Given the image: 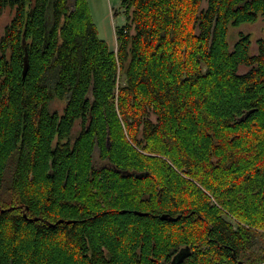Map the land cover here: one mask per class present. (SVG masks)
Instances as JSON below:
<instances>
[{
	"label": "trees",
	"instance_id": "1",
	"mask_svg": "<svg viewBox=\"0 0 264 264\" xmlns=\"http://www.w3.org/2000/svg\"><path fill=\"white\" fill-rule=\"evenodd\" d=\"M119 8L0 0V264L264 262V0Z\"/></svg>",
	"mask_w": 264,
	"mask_h": 264
},
{
	"label": "rangeland",
	"instance_id": "2",
	"mask_svg": "<svg viewBox=\"0 0 264 264\" xmlns=\"http://www.w3.org/2000/svg\"><path fill=\"white\" fill-rule=\"evenodd\" d=\"M72 1V0H69ZM92 20L96 26L98 37L105 41L108 48L115 49V29L124 24L122 9L119 8V0H87ZM0 19V37L5 25L11 18V12H5ZM239 34L249 36L251 41L250 54L256 50V42L264 40V16H260L254 23L242 24L238 27H229L227 41L233 46ZM63 102L54 101L52 109L61 112Z\"/></svg>",
	"mask_w": 264,
	"mask_h": 264
},
{
	"label": "water",
	"instance_id": "3",
	"mask_svg": "<svg viewBox=\"0 0 264 264\" xmlns=\"http://www.w3.org/2000/svg\"><path fill=\"white\" fill-rule=\"evenodd\" d=\"M27 69H28V63H27V61H25L24 67H23V70H22V76L25 75ZM166 218H167V216H163V219H166Z\"/></svg>",
	"mask_w": 264,
	"mask_h": 264
},
{
	"label": "crops",
	"instance_id": "4",
	"mask_svg": "<svg viewBox=\"0 0 264 264\" xmlns=\"http://www.w3.org/2000/svg\"><path fill=\"white\" fill-rule=\"evenodd\" d=\"M110 49V48H109ZM115 49H116V47H115ZM115 49H110V50H115Z\"/></svg>",
	"mask_w": 264,
	"mask_h": 264
},
{
	"label": "built area",
	"instance_id": "5",
	"mask_svg": "<svg viewBox=\"0 0 264 264\" xmlns=\"http://www.w3.org/2000/svg\"><path fill=\"white\" fill-rule=\"evenodd\" d=\"M260 264H264V262L260 263Z\"/></svg>",
	"mask_w": 264,
	"mask_h": 264
},
{
	"label": "bare ground",
	"instance_id": "6",
	"mask_svg": "<svg viewBox=\"0 0 264 264\" xmlns=\"http://www.w3.org/2000/svg\"><path fill=\"white\" fill-rule=\"evenodd\" d=\"M244 117V116H243ZM242 120V119H241Z\"/></svg>",
	"mask_w": 264,
	"mask_h": 264
}]
</instances>
